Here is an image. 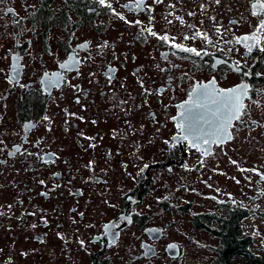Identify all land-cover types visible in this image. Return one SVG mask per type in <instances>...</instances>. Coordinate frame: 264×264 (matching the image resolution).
<instances>
[{
    "label": "flooded vegetation",
    "instance_id": "1",
    "mask_svg": "<svg viewBox=\"0 0 264 264\" xmlns=\"http://www.w3.org/2000/svg\"><path fill=\"white\" fill-rule=\"evenodd\" d=\"M107 3L0 0V264L179 260L169 232L203 212L206 178L234 141L264 143V34L238 42L256 0ZM213 80L250 99L232 139L197 150L181 105Z\"/></svg>",
    "mask_w": 264,
    "mask_h": 264
},
{
    "label": "rangeland",
    "instance_id": "2",
    "mask_svg": "<svg viewBox=\"0 0 264 264\" xmlns=\"http://www.w3.org/2000/svg\"><path fill=\"white\" fill-rule=\"evenodd\" d=\"M243 148H249V153H244ZM229 149L234 152V156L230 158L227 173L213 174L206 178L200 199L191 210L222 211L219 201L229 197L227 195L240 200L256 214L245 219L243 224L246 232L253 234L255 238L253 248L260 252L264 248V218L260 215L264 211V156H261L264 154V143H254L251 140L243 143L240 138ZM169 240L177 241L183 246L180 259L170 261L169 264H208V256L210 258L211 253H215L210 249L217 244V239L209 232L194 228L192 213L185 214L184 223L178 231L170 230Z\"/></svg>",
    "mask_w": 264,
    "mask_h": 264
},
{
    "label": "snow or ice",
    "instance_id": "3",
    "mask_svg": "<svg viewBox=\"0 0 264 264\" xmlns=\"http://www.w3.org/2000/svg\"><path fill=\"white\" fill-rule=\"evenodd\" d=\"M99 3L111 8V4L107 3V0H99ZM217 3H219V0H217ZM141 4L142 0H136L137 8L141 7ZM252 7L254 9L253 15H258L256 9H259L261 14L258 26L251 34L238 38V42H251L247 43L249 51L259 43L258 33L264 34V0H256ZM148 31L151 32V29H148ZM151 34L156 35L154 32ZM197 35L203 34L197 33ZM160 39L168 40L169 38L162 36ZM175 47L200 55V52L195 48H183L180 44H176ZM50 83L53 86L55 84V82ZM248 93V85L244 83L232 88H217L214 80L209 81L207 84L197 85L192 89L189 99L181 105L184 108L181 117L185 123L178 125L182 132L177 139L188 140L191 146L197 148V150H200L203 145L223 144L232 139L233 135L230 129L233 127V122L241 120L242 115L245 114L247 108L245 99H250ZM204 125H207V128ZM203 151L207 155L210 154L211 150L210 148H204Z\"/></svg>",
    "mask_w": 264,
    "mask_h": 264
},
{
    "label": "trees",
    "instance_id": "4",
    "mask_svg": "<svg viewBox=\"0 0 264 264\" xmlns=\"http://www.w3.org/2000/svg\"><path fill=\"white\" fill-rule=\"evenodd\" d=\"M219 205L222 211L211 210L194 216V227L205 230L217 239L208 264H264V248L256 252L255 238L246 232L244 220L256 214L240 200L229 198ZM264 218V211L260 214ZM210 254V253H209Z\"/></svg>",
    "mask_w": 264,
    "mask_h": 264
},
{
    "label": "water",
    "instance_id": "5",
    "mask_svg": "<svg viewBox=\"0 0 264 264\" xmlns=\"http://www.w3.org/2000/svg\"><path fill=\"white\" fill-rule=\"evenodd\" d=\"M180 247L177 243H171L169 245V254H170V257L172 258H177L180 256Z\"/></svg>",
    "mask_w": 264,
    "mask_h": 264
}]
</instances>
